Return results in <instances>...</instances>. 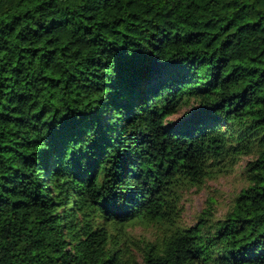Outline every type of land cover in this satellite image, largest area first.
<instances>
[{"label":"trees","instance_id":"trees-1","mask_svg":"<svg viewBox=\"0 0 264 264\" xmlns=\"http://www.w3.org/2000/svg\"><path fill=\"white\" fill-rule=\"evenodd\" d=\"M244 154L232 210L177 225ZM136 223L170 227L141 260ZM0 264H264V0H0Z\"/></svg>","mask_w":264,"mask_h":264},{"label":"rangeland","instance_id":"rangeland-1","mask_svg":"<svg viewBox=\"0 0 264 264\" xmlns=\"http://www.w3.org/2000/svg\"><path fill=\"white\" fill-rule=\"evenodd\" d=\"M189 109L190 106L186 105L169 119L179 122L183 120ZM254 158V154H244L235 159L226 158L215 164L212 176L206 178L204 183L186 187L182 192L180 216L176 224L182 227L194 226L204 211L210 212L216 219L224 218L232 210L238 194L248 186L247 164ZM169 228V226H148L142 223L128 226V243L136 257L141 260L144 245L147 242L162 240Z\"/></svg>","mask_w":264,"mask_h":264},{"label":"snow or ice","instance_id":"snow-or-ice-1","mask_svg":"<svg viewBox=\"0 0 264 264\" xmlns=\"http://www.w3.org/2000/svg\"><path fill=\"white\" fill-rule=\"evenodd\" d=\"M55 135H56V134L54 133V134H53V139H54V140H55Z\"/></svg>","mask_w":264,"mask_h":264}]
</instances>
